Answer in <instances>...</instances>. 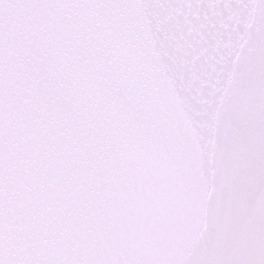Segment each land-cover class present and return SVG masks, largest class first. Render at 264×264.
Listing matches in <instances>:
<instances>
[{"label": "snow or ice", "instance_id": "obj_1", "mask_svg": "<svg viewBox=\"0 0 264 264\" xmlns=\"http://www.w3.org/2000/svg\"><path fill=\"white\" fill-rule=\"evenodd\" d=\"M0 264H264V0H0Z\"/></svg>", "mask_w": 264, "mask_h": 264}]
</instances>
